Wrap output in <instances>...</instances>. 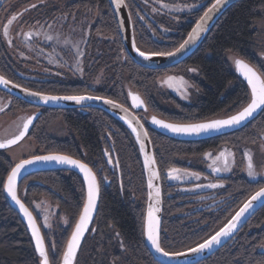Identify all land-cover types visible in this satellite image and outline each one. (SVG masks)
<instances>
[{"label":"trees","instance_id":"1","mask_svg":"<svg viewBox=\"0 0 264 264\" xmlns=\"http://www.w3.org/2000/svg\"><path fill=\"white\" fill-rule=\"evenodd\" d=\"M77 2L84 5L88 11H92L91 7H94L95 3H102L98 21L94 24L101 35V40L89 44L91 48L88 47L87 51L89 50L90 53L94 51L95 55H99L98 60L103 62L94 66L90 72L86 71V76L95 75L102 67L104 70L106 68L111 70L114 63L110 83L112 88L107 93L99 94L100 96L124 103L125 88L130 85L147 101L149 109L165 120L193 123L215 117L220 113L232 114L249 101L248 87L234 72L225 56L226 51L231 50L237 56L248 60L264 78V0H237L229 5L193 53L179 64L164 71L143 68L125 56L107 0H77ZM184 36L164 51L175 48ZM5 60L4 51L0 49V63H5ZM191 67L196 69L197 74L191 77L195 90L192 91L190 103L179 100L170 91H160L156 84V78L160 74L174 72L189 77L188 69ZM47 86L49 85H45V89L42 90H48ZM88 91V88L79 83L65 82L51 85V92L57 93ZM0 93L9 97L11 108H33L32 105L3 91ZM58 119L63 126V136L48 135L47 130L50 127L52 129ZM262 130H264V108L244 127L214 138L233 139L235 141L233 147L239 152L241 144L255 139L253 132ZM30 134L37 139L40 146L47 148L43 149L44 151H59L81 159L88 163L98 176L100 199L94 221L96 232L85 239L77 255L76 264H160L149 253L143 238L145 179L137 147L128 130L119 121L96 108L83 110L49 108L43 109ZM148 134L160 174L163 199L165 192L161 169L168 163L185 161L199 150L204 140L183 142L169 138L154 129H148ZM190 144L195 146L189 147ZM102 149L105 152L111 151L110 156L115 158L118 172L111 170ZM13 164L5 151L0 150V264H39L25 225L3 193L5 177ZM18 193L30 208L44 196L51 198L69 219L67 228L57 224L58 229L53 234L52 240L50 234L43 231L50 263L58 264L70 228L84 200L81 178L70 171L37 172L21 181ZM175 196V193L169 194L167 199L172 200ZM173 213L177 212L173 211ZM230 216L231 214L220 221L218 220L220 218L216 219L217 224L214 229L202 232L200 228H193L194 230L187 228L177 217L165 212L163 206L161 247L169 252L184 250L207 238ZM114 231L118 232V236L113 238L118 242L114 241V243H120L122 250L112 241ZM52 241L55 242L54 253L51 250ZM262 246H264V205L226 244L194 264H264V252L260 251Z\"/></svg>","mask_w":264,"mask_h":264},{"label":"flooded vegetation","instance_id":"2","mask_svg":"<svg viewBox=\"0 0 264 264\" xmlns=\"http://www.w3.org/2000/svg\"><path fill=\"white\" fill-rule=\"evenodd\" d=\"M212 1L213 0H125V4L129 11V15H130L131 22H132L133 36H134L136 45L139 47V49L144 50V51H148V52H153V51L161 52L162 51L163 52L164 49H166L169 45H173L178 40H180L184 35L185 36L187 35L194 21L201 15V13L207 8V6ZM30 5L33 7L32 9L37 10L31 15L32 20H35L36 17L38 18V16H43V14H45V16L49 17V19L47 21L44 20L43 22H45L48 25H51V21H52L50 18L51 17V5L50 7H47L43 2H39V3L34 2V3H31ZM67 5L72 6L73 3L67 4ZM2 6H3V3L0 6V8ZM94 7L96 9H99L102 7V3L97 2L94 4ZM109 8L111 9L110 5H109ZM24 11L22 13H26V11L25 12ZM98 14H99V11L97 12V15H96L97 18L90 25H87L84 23L77 24L76 21H74V23H76L75 26H78L75 29L79 32L78 35H80L79 37L80 39L78 41L80 42L79 49L76 45L65 47L64 45L66 42H64V45L59 46L58 44H56L57 40L54 41L53 39H51V37L46 36V34H44L43 38H41L42 40L37 38L34 41V42H41V43L46 44L47 45L46 47L49 50L48 53L50 54V51H53L51 52V58L55 57L54 54L59 56L60 65H62L61 62L63 61V58L61 57L65 56V54H68L67 56L69 58L66 56L64 58L65 64H67L70 68L68 71L60 72V71H57L51 68L50 72H47V73L43 72L44 74L35 73L37 75H42V76H38V77L30 76V78L24 77L26 76V71L28 73L30 66L33 65L31 62L32 58L30 57H27L26 59L18 58L20 57V55L17 53L16 51L17 48H16L15 52L14 50L9 52L8 54L9 60H5V63L1 61L2 64H4V67L3 68L1 67L0 73L6 76L7 78H9L10 80L14 81L15 83H18L29 89L40 91V92L46 91L45 93H51V94H62L61 92H58V93L51 92V85L59 84V83L63 84L67 82V80L69 81V78L71 79L70 73H73L75 76L82 79L86 77V71L90 72L91 70L94 69V66L101 65V62H103V60L102 61L98 60L99 55L98 54L95 55L94 51L91 53L88 52L89 50L87 51L88 47L91 48L89 44H91L92 42L95 43L96 41L99 42L101 40L100 38L101 35L97 27H94V24H96L98 21ZM67 15H68V18H71V19L74 16L73 14H67ZM28 17L30 18V16ZM79 17H80V14H76L73 18L75 20V18L77 19ZM113 18H114V15H113ZM26 20L27 19H25L22 22H25ZM79 21H81V19H79ZM115 24L117 26L116 21H115ZM83 26H85L86 31L84 34H80V31ZM51 27H55V26L51 25ZM71 32L72 30L67 28L66 33H65L66 36H70L69 34ZM117 35L119 37V40L121 41V38L118 32V27H117ZM35 36H38V35H35L32 32H27L23 37V42L25 43V41L27 40H34ZM111 42H114V41H111ZM112 45H114V43H112ZM14 47H17V44H15ZM122 47H123V53L125 54V56L130 58V56L126 53L123 44H122ZM112 49H114V47ZM73 54H76V55L72 56ZM51 66L53 65L51 64ZM114 66L115 65L113 63L111 70L109 68H106L104 70V67L98 69L97 73L95 74V77L92 79V83L88 87L89 94L99 95V94L107 93L110 91V89L112 88L110 84L112 82L111 74L114 71ZM168 68L170 67L158 68V69H150V68H146V69L164 71V69L167 70ZM192 68L193 67L188 69V74L190 75L189 77L186 75H182V74L178 75L174 72H164L163 74H160L156 78V84L160 88V91L161 92L170 91L169 88L161 87V85L158 84V78L160 76L174 75V76H183L185 78L191 79L192 76L197 74L196 69H195V72L191 71ZM45 85H49L47 86L48 90H42V89H45L44 87ZM193 90H195L194 87L190 88L188 101H183L181 99L179 100L185 103H190V97L192 95ZM125 91H126L125 92L126 99L124 103L122 102L120 103H122L123 105L129 107L130 109L134 111V113L139 117V119L145 125L147 131L148 129H152L149 125L150 117L152 115L159 117L160 115L150 110L147 105V101L142 97V95L139 92L133 90L130 85L126 86ZM132 92L137 93L141 96L145 107L143 106L136 107L135 105L132 104V101L129 95ZM170 93L173 96H175L171 91ZM175 97L178 98V96H175ZM34 109H36L35 111L38 110V108L36 107ZM161 117L162 116H160V118ZM23 120L25 119H22L21 122ZM251 121H248L247 123ZM232 132L233 131L227 132L224 134H229ZM224 134L216 135V136L206 138V139H201L204 141H203V144L199 147V150L197 152L191 154V156L186 158L185 161L176 162V164L168 163L167 165L164 166L163 169H161V179L163 182V189L165 192L164 198L162 199V207L164 206L165 212H169L170 216L177 217V219L180 222L185 224L187 228H192V230H194L193 228H196V229L200 228L202 229V232H206V231H210L211 229H214V227L217 224L216 219L220 218L218 219L220 221L221 219L232 214L237 209V207L242 203L243 199L248 194H250L255 189L264 185V174L263 176H261V175H258V173H256V176L252 178L251 176H248L243 172L246 165L248 164V159H247V156L245 155L247 148H252L254 151L253 153L254 169H257V168L261 169V167L263 166L261 161L264 160V156H258V152H259V149L261 148V145L262 144L264 145V135H263L264 130L255 132V133L253 132L252 133L253 139L254 138L255 139L251 140L250 142L247 141L248 143L244 142L243 144H241L239 147V152L236 150L235 147H233V145L235 144V141L233 139L226 140V139L214 138V137L222 136ZM180 141L186 142V141H193V140H180ZM193 146H195V144L189 145V147H193ZM223 148L225 149L228 148L231 151L230 156L229 155L227 156V154L224 152L225 157L227 158V168H226L227 172L226 173L225 171L223 172V170L221 171L214 170L215 168L221 169V166L223 165L225 166L224 157H221L219 159L220 164L214 163L213 165L212 164L213 159L210 160V158H208V155H205V153H209V154L216 155V158L220 157V153L223 152ZM102 151L106 155V161L108 165L110 166L111 170L118 171V166H117V162L115 158L110 156L111 151L105 152L104 149H102ZM262 154L264 153L263 152L259 153V155H262ZM171 169H177L179 171L170 175ZM193 173L199 174L200 179L196 182H192V184L197 185V187H200L202 191L192 193V194L181 191L178 187L185 186L186 180L194 178L195 175L193 176L192 175ZM179 176H182V178L180 179ZM211 184H216L218 185V187H215V188L209 187V185ZM169 186H172V188ZM99 188H100V183H99ZM203 188L204 189L209 188V189L203 190ZM174 193L176 194V196L172 200H168L167 197L169 196V194L172 195ZM209 193L213 194V198L207 197L210 195ZM31 208L34 210L35 215L40 225L42 226L43 230L45 231V233L50 234V238L52 240L53 234H55L56 230L58 229L56 227V224L58 223L52 222L50 224V227H47V228L44 227L42 220H41V216L39 212L36 210L35 203L32 204ZM179 209L181 210L179 211ZM173 211L177 213H173ZM68 225H69V219H68ZM243 226L240 228V230L243 228ZM87 237L84 238L80 249L82 248L83 243ZM260 251L264 252V246L260 248Z\"/></svg>","mask_w":264,"mask_h":264},{"label":"snow or ice","instance_id":"3","mask_svg":"<svg viewBox=\"0 0 264 264\" xmlns=\"http://www.w3.org/2000/svg\"><path fill=\"white\" fill-rule=\"evenodd\" d=\"M224 0H214V3L204 12L202 16H200L199 20L196 22L195 27L192 28L191 32L188 33V38L183 41L176 48L174 51H153L151 53H146L141 51L138 47L136 51L139 56L144 58L145 60L151 59L154 56H174L176 53L180 52L182 49H185L190 43L197 40V38L206 31V24L209 19H211L212 14L221 6ZM116 5L119 7L120 5L125 3V0H115ZM14 19V18H13ZM11 23V20L9 21ZM5 34L7 31L5 30ZM135 47V44H134ZM235 65L237 70L243 75V77L247 80L248 85L250 86V102L247 106L243 107L242 110L237 112L235 115L229 116L227 119H212L206 122H197V123H166L163 120L156 119L153 117V123L170 130L173 133L179 134H188V135H199L201 133H206L209 131L219 130L224 127H232L236 125L242 124L248 118L252 117L254 113L264 108V78H262L261 74H258L257 70L250 66L242 59H235ZM191 71H194L191 70ZM179 82L180 85L186 83L183 81L182 77H167L165 83H168L169 86H173L174 82ZM0 83L5 85L10 84L11 81L5 79L3 76H0ZM19 87V85H17ZM179 90V89H178ZM24 91L29 93L32 96L39 97L44 102L48 101H57V100H71L80 102L86 99H104L103 97H91V96H84V95H69V96H51V95H44L43 93L39 92H30L29 89L25 88ZM133 101V104L136 106H140L143 104V100L137 94H129ZM106 103L116 105L115 101L106 100ZM120 108H124L123 105H119ZM127 111V109H124ZM32 117H29L25 123H23L22 130L19 132L12 139H8L5 141H0V148H6L9 145L16 144L20 141L27 133L29 126L32 124ZM132 121L129 120V124ZM133 131L137 133V139H141V132H139L135 127ZM144 137H147L148 133L145 131L142 133ZM141 150L143 151V141L141 140ZM205 155H210L209 153H205ZM229 155H231L229 153ZM248 159V175L255 176L256 172L253 166V157L251 153L245 154ZM221 157L225 158V168H215V171L225 170L227 168V158L225 157V153L221 152L220 157H217L219 160ZM36 161H55L60 164H66L73 167L78 168V170L83 174L84 181L86 182V194L85 199L83 201L82 210L79 213V217L74 225V229L71 232L70 238L67 240L66 248L62 254V260L60 264H74L75 258L77 256V251L81 244V239L84 236L85 231L88 229V224L93 219L94 210L97 207V200L99 195V184L97 182V176L93 172L92 168L88 166V164L81 162L78 159H74L72 156L64 155V154H48L42 156H33L31 159L21 160L19 163L15 165L11 169V172L7 176L6 182H4L3 187L10 195L13 201L19 206L20 211L24 214V216L28 220V226L31 229L32 236L35 239V250L38 252L39 257L41 258L40 264H50L49 254L46 251L45 246V238L41 234L40 228L37 226V222L33 217L32 212L29 210L28 207L18 198L17 196V179L21 173V170L25 168L26 165H31ZM111 162V161H109ZM214 161L213 163H215ZM156 160L154 156H149L147 153L145 154V166L149 170V180H148V187L150 189H154L153 192L148 193V197L152 203H149L147 208V216H146V223H145V234L147 240L151 243V245L155 248L158 253L166 257H176L185 255L186 253L183 252H168L165 251L163 247H161L160 243V219L157 216V213L160 211V208L157 206L160 203V188L154 185L153 180L159 179V172L155 168ZM177 169H171L170 175L178 172ZM197 178H199V174L193 173ZM199 186V185H198ZM209 187H218L216 184H211ZM264 199V187L259 188L245 203L244 205L232 216L231 220L228 221L219 231H216L214 235L210 236L208 239H205L202 243L198 244L194 248H189L187 250L188 253H200L203 252L205 249L212 248L213 245L219 244L221 239L224 237H228L237 227L241 218L245 216L250 209L253 208L254 202ZM45 226L50 227L48 225V216L45 215L44 217ZM67 223V220H65ZM51 250L55 252V242H51Z\"/></svg>","mask_w":264,"mask_h":264},{"label":"rangeland","instance_id":"4","mask_svg":"<svg viewBox=\"0 0 264 264\" xmlns=\"http://www.w3.org/2000/svg\"><path fill=\"white\" fill-rule=\"evenodd\" d=\"M1 2L3 3V6L0 8V49L4 51L6 60H9V55H8L9 52L12 50H14V52H15L16 48H17V50H16L17 53L20 55V57H18V58H23V59H26L27 57L32 58L31 62L33 65L30 66L28 73L26 71V76H24V77H29V78H30V76H32V77L33 76L34 77L35 76H37V77L42 76V75H37L35 73L44 74V73L50 72L51 68L55 69L57 71H60V72L68 71L70 69L69 66L67 64H65V60H64L65 56L68 57L67 56L68 54H65V56L61 57V58H63V61L61 62L62 65H60L59 64V61H60L59 56L54 54L55 57L51 58V52H53V51H50V54H49L48 53L49 50L47 49L46 44L41 43V42H34L37 38L42 40L41 38H43L44 34H46V36L51 37V39H53L54 41L57 40L56 44H58L59 46L64 45V42H66L64 45L65 47H68L71 45H74V46L76 45L79 49L80 48V42H78V41L80 39L79 38L80 35H78L79 32L75 29L76 27H78V26H75L76 23L77 24L84 23V24L90 25L91 23H93L95 21V19L97 18L96 17L97 12L98 11L100 12L99 9H101V8L96 9L95 7L92 6L93 7V8L91 7L92 11H88L86 9V7L82 4H79V2H77V0H0V6L2 5ZM34 2H38V3L43 2L47 7H50V5H51V17H50L52 20L51 25L55 26V27H51V25H48L45 22H43L44 20L47 21L49 19V17L45 16V14H43V16H38V18L36 17L35 20H32L31 15L37 11L36 9L35 10L32 9L33 7L30 5L31 3H34ZM70 3L71 4L73 3V5L68 6L67 4H70ZM24 10L25 11L27 10L26 13H22ZM67 14H73L74 16L76 14H80V17L77 19L75 18V20H74V18H73L74 16L71 19V18H68ZM28 16H30V18ZM82 18H84V19H82ZM25 19H27V20L25 22H22ZM79 19H81V21H79ZM10 20H11V23H9ZM74 21H76V23H74ZM67 28L72 30V32L69 34L70 36H66V34H65ZM5 30L7 31V34H5ZM85 31H86L85 26H83L81 31H80V34H84ZM27 32H32L33 34L38 35V36H35L34 40H27L24 43L23 37ZM15 44H17V47H14ZM74 55H76V54H73L72 56H74ZM225 56H226L227 60L229 61L231 67L234 69V72H235V65H234L235 59L243 58V57L237 56V54L231 50L226 51ZM246 61H248V60H246ZM51 64L53 66H51ZM250 64H252V63H250ZM56 65H57V67H56ZM58 66H59V68H58ZM0 67L3 68L4 64L0 63ZM193 69L194 68H192V70ZM74 71H72V72H74ZM193 72H195V69ZM70 74H71V79L69 78V81L67 80L68 83H75V84L79 83V84L83 85L85 88H88L90 86V84L92 83V79L95 77V75L93 74L91 76L88 75V76L81 79V78H78L77 76H75L73 73H70ZM169 76H173V77H177V78L182 77V76H174V75L160 76L158 78V84L161 85V87L169 88L170 91L175 96H178L179 99H181L183 101H188L190 88L194 87V83L192 82V79L182 77L183 81H185L186 83H184L183 85H180V83L177 81V82H174L173 86H169L168 83H165L167 77H169ZM84 93H88V92H84ZM64 94H83V93L65 92ZM12 97H14V96H12ZM9 105H10L9 97L0 93V140H4V139L12 136L13 134H15L17 132L18 125L21 123V120L26 119L32 113L36 112L35 111L36 109H34L35 108L34 106H33V108H27V107L11 108V106H9ZM52 115H54V114H52ZM48 116H50V114ZM220 116H226V115H224L223 113H220V114L216 115L215 117H220ZM215 117H211V118H215ZM19 128H20V126H19ZM50 128L47 130L48 135L55 136V137H62L63 136L64 131H63V126L61 125L60 119H58L54 122V126L52 127V129H50ZM30 132L19 143L15 144L12 147L4 149L5 154H7L8 157H10V159L13 163H15L21 159L33 156V155L47 153L46 151L43 150V149H47V148L40 146V144H38V142H37V139H35L34 136L32 134H30ZM54 152H59V151H54ZM223 152H225L227 154V156L229 155V153L231 154V151L228 148H226V149L223 148ZM260 152L264 153V145L263 144L261 145V148L259 149L258 156H264V154L259 155ZM61 153H63V152H61ZM245 153H251V155L253 157L254 151L252 148H247ZM208 158H210V160L213 159V162L216 161L215 164H220V160H217L216 155L210 154V155H208ZM214 158H216V159H214ZM213 162H212V164L214 165ZM228 163H229V161H228ZM261 163L263 164L261 169L257 168L254 170L256 173H258V175L263 176V174H264L263 173V171H264V160L261 161ZM253 166H254V163H253ZM224 168H225L224 165L221 166V169H224ZM58 171H61V170H58ZM224 171L226 173L227 169L223 170V172ZM243 172L246 175H248L247 165H246ZM117 175L119 176V174H117ZM251 177L254 178V176H251ZM179 178L181 179L182 176H179ZM199 179H200V176H199V178H197L195 176L192 179L186 180L185 186H183V187L179 186L178 188L185 193H191L192 194V193H196V192H201L202 189L200 187H197V185L192 184V182H196ZM189 182H190V184H189ZM169 187L172 188V186H169ZM207 189H209V188H207ZM207 189L203 188V190H207ZM209 194L210 195L207 197L213 198V194L212 193H209ZM145 196H146V192H145ZM193 196H195V195H193ZM210 198H208V199H210ZM99 199H100V195H99ZM35 207L41 216V220H42L44 227H46V228L48 227V226H45V221H44L45 215L48 216V225H50L52 222H54V223L60 224L64 228L68 226V218L66 217V214L59 207L58 204L54 203V201L51 200V198L44 196V197L38 199L35 202ZM80 210H81V208H80ZM79 213H80V211H79ZM96 215H97V213H96ZM77 217H78V215H77ZM95 218H96V216H95ZM95 218H94V220H95ZM65 220H67V223L65 222ZM94 220H93V222H92V224H91V226H90L85 237H87L88 235L91 236V235L95 234L96 226L94 225ZM73 225H72V227H73ZM56 227H58L57 224H56ZM41 229H42V233L44 236V232H43L44 230H43L42 226H41ZM70 229H72V228H70ZM160 231H161V228H160ZM70 232H71V230H70ZM70 232H69V234H70ZM69 234H68V236H69ZM51 236H52V234H51ZM117 236H118V232L114 231L113 235H112L113 243H114V241L118 242L116 240H113V238L115 239ZM66 241H67V239H66ZM45 243H46V240H45ZM198 243H196V244H198ZM114 244L117 245V247L119 249H121V250L123 249V247L120 245V243L119 244L114 243ZM196 244H194V245H196ZM194 245H192V246H194ZM192 246H190V247H192ZM46 247H47V243H46ZM64 247H65V245H64ZM64 247L62 249V252L64 250ZM112 247H114V246H112ZM187 248H189V247H187ZM47 251H48V249H47ZM62 252H61V255H62ZM78 254H79V252H78ZM61 255L59 257V262H60ZM59 262H58V264H59Z\"/></svg>","mask_w":264,"mask_h":264},{"label":"water","instance_id":"5","mask_svg":"<svg viewBox=\"0 0 264 264\" xmlns=\"http://www.w3.org/2000/svg\"><path fill=\"white\" fill-rule=\"evenodd\" d=\"M107 1H108V4L111 7L112 13L114 15V19H115V21L117 23L118 32H119V35H120V38H121V41H122V44L124 46V49H125L126 53L130 56V58L136 64H138V65H140L142 67H145V68L158 69V68H166V67H171V66L177 65L180 62H182L183 60H185L186 58H188L193 53V51L198 47V45L201 43V41L204 39V37L208 33L209 29L217 21V19L224 12V10L229 5H231L232 3L236 2L237 0H224V2L221 4V6L212 14L211 19L208 20V22H207V24L205 26L206 27V31L201 33V35L197 38V40H195L194 42L190 43L185 49H182L180 52L176 53L174 56H154V57H152L151 59H148V60H145L144 58L139 56L137 51H136V48L138 46L135 43V39H134V36H133V30H132V22H131V18H130V15H129V11H128L127 7H126V4L124 3V4H122V5H120L118 7L116 5V3H115V0H107ZM212 3H214V0L207 6V8L201 13L200 16H202L204 14V12L211 6ZM200 16L194 21V23L190 27V30L188 31V33L191 32L193 27H195L196 22L199 20ZM188 33L185 36V38L183 39V41L188 38ZM183 41L181 43H183ZM134 44H135V47H134ZM179 45L177 47H175L174 49L170 50V51H174L176 48L179 47ZM141 51H143V50H141ZM144 52H146V51H144ZM146 53H151V52H146ZM238 59H242L246 63H248L250 66L254 67L252 64H250L245 59H243V58H238ZM257 72H258V70H257ZM235 73L245 82V84L248 87L249 92H251V89H250V86L247 83V80L237 70L236 65H235ZM258 74H260V73L258 72ZM0 76H3L5 79L11 81L10 79L5 77L1 73H0ZM17 85H19V87H17ZM25 88H27V87H24V86H22V85H20L18 83L13 82V81H11V83L7 84V85H5L3 83H0V90L1 91L9 94L10 96H14V97L20 99L21 101L26 102V103L38 108V110L36 112L32 113L30 116H28L25 120H23L18 125L17 128H19V126H20V128L17 129V132L15 134H13L12 136H10V137H8V138H6L4 140H0V141H5V140H8V139L14 138L22 130L23 123H25L29 117H32L33 118L32 124L29 126V129H28L26 135L24 136V137H26L27 134L32 129V127H33L34 123L36 122V120L38 119V117L41 115L43 109H49V108H52V109H87V108H96V109H99V110L107 113L108 115H110L111 117H113L114 119L119 121L128 130V132L132 136V138L134 140V143H135V145L137 147V150H138V153H139V157H140V160H141V164H142V168H143L144 179H145L146 201H145V210H144V218H143V238H144V242H145L146 247H147L148 251L150 252L151 256L153 257L154 260H156L160 264H194V263H197V262L207 258L211 254H213L215 251H217L219 248H221L224 244H226L240 230V228L248 221V219L262 205H264V199H261V200H258L256 202H254L253 208L250 209L247 213H245V216L241 218V221L239 222L238 227L228 237L222 238L221 242L219 244H215V245L212 246V248L205 249L203 252H200V253H188L187 252V250L189 248L196 247L198 244L202 243L205 239H208L210 236L214 235L216 231H219L220 228H222L225 224H227L228 221L231 220L232 216H234L235 213L244 205V203L256 191H258L259 188L264 187V185H263V186L259 187L258 189H256L254 192H252L239 205V207L231 214V216L217 230H215L212 234H210L207 238L203 239L198 244H196V245H194L192 247H189L187 249L180 250V251H173V252L186 253L185 255L176 256V257H166V256L162 255L161 253H158L155 250V248L147 240V237H146V234H145V223H146V216H147V208H148L149 203L153 202V201L149 200L148 193L149 192H153L154 193V189H150L148 187L149 170L145 166V154L147 153L149 156H154V151H153V147H152V143H151L149 134L147 135V137H144L142 135L143 132H145V131L147 132V129H146L145 125L142 123V121L139 119V117L134 113V111L132 109H130L129 107L121 104L120 102H118L116 100H113L111 98L105 97V96L93 95V94H88V93H83V94H51V93L35 91V90L27 88V89H29L30 92H33V93L39 92V93H43L44 95H51V96H61L62 97V96H69V95H84V96L103 97L104 98V99H99V100L98 99H86V100H83V101H80V102L71 101V100H57V101L44 102L39 97L32 96L29 93H26L24 91ZM132 94H137V93H133L132 92ZM137 95H139V94H137ZM139 97L141 98L140 95H139ZM130 99H131V96H130ZM106 100L115 101L116 105L114 106L113 104L106 103L105 102ZM131 101H132V99H131ZM249 102H250V98H249V101L243 107L247 106V104ZM132 104H133V101H132ZM119 105H123L124 108L123 109L120 108ZM141 106L145 107L144 102H143L142 105L136 106V107H141ZM242 108L239 109L238 111H236V112H234L232 114L226 115V116L209 118V119L198 121V122H206V121H209V120H212V119H227L229 116L235 115L237 112L242 110ZM124 109H127V111H124ZM262 109L263 108L257 110L252 117L248 118L246 121H244L240 125H236V126H232V127H224V128L219 129V130L209 131V132H206V133H201L199 135H188V134L173 133L170 130L165 129V128L153 123V117H155L156 119H159V120H163L166 123H177V122L167 121L165 119H162L160 117H156L154 115H152L150 117L149 125H150V127L152 129L158 131L159 133H161V134H163V135H165V136H167L169 138H173V139H177V140H201V139L210 138V137H213V136H216V135L224 134V133H227V132H231V131H234V130H237V129L243 127L248 121L254 119L261 112ZM129 120L132 121L131 124H129ZM193 123H197V122H193ZM134 127L139 132H141V139L140 140L137 139V133L133 131ZM141 140L143 141V151L141 150V147H142L141 146ZM20 141H18L17 143H19ZM14 145L15 144L9 145L6 148H0V150L7 149V148L12 147ZM53 153L69 155V154L61 153V152H47V153L37 154V155H33V156H42V155H48V154H53ZM33 156H30V157H27V158H24V159H21V160L31 159ZM69 156H71V155H69ZM73 158L74 159H78L76 157H73ZM154 158H155V156H154ZM21 160L15 162L12 165V167L10 168V170L8 171V173H7L6 177H5L4 182H6L7 176L11 172V169L13 167H15V165L17 163H19ZM78 160H80L83 163H86V162L82 161L81 159H78ZM86 164H88V163H86ZM88 166L90 168H92L89 164H88ZM155 168L159 172L157 163L155 165ZM58 170L73 172V173L77 174L81 178L82 183H83V188H84V199H85L86 182L84 181L83 174L76 167H73V166H70V165H66V164H60V163H57L55 161H36L33 164H31V165H26L25 168L21 170V173H20V175H19V177L17 179L16 190H17L18 198L24 203V201L19 197V193H18L19 185H20L21 181L24 178L30 176L33 173H37V172L58 171ZM93 172L96 174V172L94 170H93ZM96 176H97V174H96ZM97 182L99 184L98 177H97ZM153 183H154V185H156V186H158L160 188V192H161L160 203H159V205H157L160 208V211L157 213V216L160 219V226L159 227L161 228V220H162V190H161L160 174H159V179L158 180H153ZM3 193H4V196H5L6 200L8 201L9 205L17 212V214L19 215L21 221L25 225L26 230H27V232H28V234L30 236V239L32 241V244H33V247H34V250H35V239L32 236L30 227L28 226L27 218L20 211L19 206L15 203V201L12 200V198L7 193V191L4 189V187H3ZM99 195H100V191H99ZM99 195H98V200H97V207H96V209L94 210V213H93V219L88 224V229H87V231H85L84 236L81 239L80 247H81L82 242H83V240H84V238H85V236H86V234H87V232H88V230H89V228H90V226H91V224H92V222H93V220H94V218L96 216V213H97V210H98V205H99ZM25 206L28 207L26 204H25ZM82 206H83V203H82ZM29 210L32 212L33 217L35 218V220L37 222V219H36L33 211L30 208H29ZM81 210H82V207H81ZM78 217H79V214H78ZM78 217L76 218L75 223H76ZM75 223H74V225H75ZM74 225H73V227L71 229V232L74 229ZM37 226L40 228L38 222H37ZM40 231H41V234L43 235L41 228H40ZM71 232H70L67 240L70 238ZM66 244H67V241L65 243L64 250L66 248ZM45 246H46V243H45ZM80 247H79V249L77 251V255H78V252L80 250ZM46 251H47V247H46ZM35 253H36L37 257H38V262L40 264L41 258L39 257V254H38V252L36 250H35ZM62 254H63V252H62ZM76 258H77V256H76ZM76 258H75L74 264L76 263ZM61 260H62V255H61V258H60V262H61ZM60 262H59V264H60Z\"/></svg>","mask_w":264,"mask_h":264}]
</instances>
